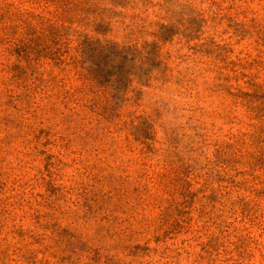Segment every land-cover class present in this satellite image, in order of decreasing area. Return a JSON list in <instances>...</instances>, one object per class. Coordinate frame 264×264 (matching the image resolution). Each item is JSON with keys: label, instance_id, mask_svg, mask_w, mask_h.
<instances>
[{"label": "rangeland", "instance_id": "rangeland-1", "mask_svg": "<svg viewBox=\"0 0 264 264\" xmlns=\"http://www.w3.org/2000/svg\"><path fill=\"white\" fill-rule=\"evenodd\" d=\"M0 264H264V0H0Z\"/></svg>", "mask_w": 264, "mask_h": 264}]
</instances>
